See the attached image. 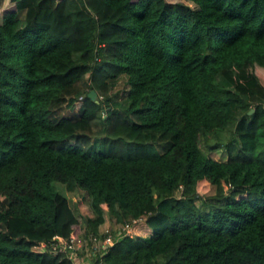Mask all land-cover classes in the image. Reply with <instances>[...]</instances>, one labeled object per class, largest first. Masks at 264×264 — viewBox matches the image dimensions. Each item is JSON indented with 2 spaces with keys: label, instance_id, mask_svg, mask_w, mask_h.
<instances>
[{
  "label": "trees",
  "instance_id": "obj_1",
  "mask_svg": "<svg viewBox=\"0 0 264 264\" xmlns=\"http://www.w3.org/2000/svg\"><path fill=\"white\" fill-rule=\"evenodd\" d=\"M0 11V264H71L40 241L133 218L97 261L264 264V0Z\"/></svg>",
  "mask_w": 264,
  "mask_h": 264
},
{
  "label": "built area",
  "instance_id": "obj_2",
  "mask_svg": "<svg viewBox=\"0 0 264 264\" xmlns=\"http://www.w3.org/2000/svg\"><path fill=\"white\" fill-rule=\"evenodd\" d=\"M142 219L133 218L130 221L118 223L115 229L104 228L100 234H91L89 239H84L83 237H77L74 234H70L68 237H62L60 235H55L51 240H42L40 241L41 246L50 247L52 251L56 254H62L64 257L70 260L71 264H83L86 260L82 259V262L79 260L78 251L83 247L82 240L89 242L90 244L99 243V245L93 246L92 254L95 255L96 252H100L101 249H107L108 246L112 245L118 237L125 234H136V232L130 231V225L138 224L142 222ZM99 246L101 249L98 251ZM84 249V248H83ZM84 253V252H83ZM97 258V257H96ZM98 264H102V261H97Z\"/></svg>",
  "mask_w": 264,
  "mask_h": 264
},
{
  "label": "rangeland",
  "instance_id": "obj_3",
  "mask_svg": "<svg viewBox=\"0 0 264 264\" xmlns=\"http://www.w3.org/2000/svg\"><path fill=\"white\" fill-rule=\"evenodd\" d=\"M0 18H1V11H0ZM119 89H121V88H119ZM120 100H121V103L123 104V106H125V105L128 104V100L127 99L120 98ZM211 155L214 158L218 159V160H225L227 158V152L225 150H223V149H220V148L213 149L211 151ZM55 185L64 194H66V195L69 194L68 191H67V189L65 188V185L64 184H62L60 182H55ZM214 192H215V189L212 186L211 189L208 191V194H214ZM69 196H71L74 201L77 200L76 199L77 198V194H75V193L74 194H69ZM73 200H72V203H73ZM75 209H76V206H75ZM78 210L80 211L79 208H78ZM82 210H83L84 213L85 212L88 213L86 208H83ZM109 224H110V221L109 220H106L105 223L101 227L102 228H108V227L111 228L110 226H107ZM117 226H119L118 223L117 224H112V227H114V229ZM129 227H130V231H132L134 233L136 232L137 235H145V234H148L150 232V230H151L150 229V226L145 221H142V222H140L138 224L130 225ZM82 244H84L83 247L81 249H79V251L77 252L78 253L79 260L81 262H82V259L86 260V262L83 263V264H98L96 257L98 256L97 254L99 252H97L95 255H93L92 254V248H93V246L99 245V243H96V244H92L91 243L90 244L89 242H86L85 240H82ZM100 249H101V246H99L98 251Z\"/></svg>",
  "mask_w": 264,
  "mask_h": 264
},
{
  "label": "water",
  "instance_id": "obj_4",
  "mask_svg": "<svg viewBox=\"0 0 264 264\" xmlns=\"http://www.w3.org/2000/svg\"><path fill=\"white\" fill-rule=\"evenodd\" d=\"M88 96L91 97L93 100L98 101V93L95 89H91L88 93ZM254 109L252 108L249 112H252Z\"/></svg>",
  "mask_w": 264,
  "mask_h": 264
},
{
  "label": "crops",
  "instance_id": "obj_5",
  "mask_svg": "<svg viewBox=\"0 0 264 264\" xmlns=\"http://www.w3.org/2000/svg\"><path fill=\"white\" fill-rule=\"evenodd\" d=\"M109 220V219H108ZM110 221V220H109ZM112 224H114L112 221H110V224L109 225H107V226H110V227H112ZM106 226V227H107ZM102 229H104V228H102Z\"/></svg>",
  "mask_w": 264,
  "mask_h": 264
}]
</instances>
